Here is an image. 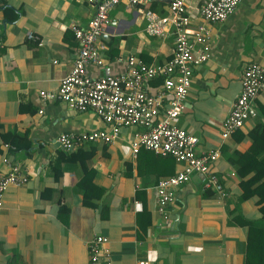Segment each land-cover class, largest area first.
<instances>
[{
  "label": "crops",
  "instance_id": "0c3cea01",
  "mask_svg": "<svg viewBox=\"0 0 264 264\" xmlns=\"http://www.w3.org/2000/svg\"><path fill=\"white\" fill-rule=\"evenodd\" d=\"M204 1L185 3L187 32L197 25L206 28L207 57L191 67L174 123L196 136V153L218 151L212 170L222 193L204 190L203 176L193 173L174 189L164 220L154 187L183 165L144 148L132 155L130 141L140 128L120 127L107 144L81 143L92 151L84 182L76 163L61 164L57 179L50 171L49 162L67 153L57 145L59 134L108 128L91 110L75 111L39 96L55 90L68 73L77 50L70 27H86L92 2L3 0L17 15L8 21L0 8V175L16 163L26 181L8 185L0 198V264H90L87 243L94 235L106 237L110 264H264L262 212L255 196L241 198L232 163L251 144L247 132L264 122V85L252 101L256 114L228 137L220 135L244 67L264 66V0H239L232 13L213 23L199 17ZM167 6L159 0L132 7L126 0L117 3L100 38L103 64H87V74L122 75L128 55L150 65L169 60L171 25L161 35H150L144 18L146 10L166 16ZM162 80L163 75L154 76L144 91L153 94ZM84 192L97 197L94 207L82 204ZM62 206L66 210L59 211ZM94 264H104L102 254Z\"/></svg>",
  "mask_w": 264,
  "mask_h": 264
},
{
  "label": "built area",
  "instance_id": "2783aa9c",
  "mask_svg": "<svg viewBox=\"0 0 264 264\" xmlns=\"http://www.w3.org/2000/svg\"><path fill=\"white\" fill-rule=\"evenodd\" d=\"M94 10L86 27L71 25L77 42L76 54L68 73L62 77L53 91H40L41 98H50L64 103L75 111H93L108 127L93 129L78 136L61 133L57 145L69 152L84 142L110 143L120 127H137L130 141L132 155L139 148L155 154L170 156L181 163L182 168L172 176L160 179L155 185L156 208L163 219L167 218L165 206L174 198V189L185 183L193 173L203 176L202 188L222 193V184L212 170L218 151L196 153V136L175 125L174 120L183 109L191 81V67L206 60L207 31L202 25L188 33L189 18L185 11L187 0H169L168 14L160 16L151 10L144 11L145 30L150 35H161L167 24L172 28V54L166 62L150 65L134 55L126 57L128 70L122 75L90 76L86 65L101 66L100 54L105 45L100 40L108 24L110 10L121 0H89ZM132 7L141 0H126ZM239 0H205L198 14L206 22H221L233 12ZM32 38L31 33L27 34ZM156 75H163L160 87L149 94L144 85ZM264 85V66L248 63L240 76V91L231 104L230 111L221 122L222 138L240 128L244 121L256 112L252 101ZM168 97V98H167ZM163 104H166L163 107ZM26 181L25 174L16 163L0 175V198L8 185L19 186ZM107 239L94 235L87 243L88 260L94 264L103 255L104 264H110L109 251L103 246Z\"/></svg>",
  "mask_w": 264,
  "mask_h": 264
},
{
  "label": "trees",
  "instance_id": "16d2710c",
  "mask_svg": "<svg viewBox=\"0 0 264 264\" xmlns=\"http://www.w3.org/2000/svg\"><path fill=\"white\" fill-rule=\"evenodd\" d=\"M0 8L2 14L8 21H13L16 18V12L7 6L3 0H0ZM251 139V144L248 149L237 155L232 163L236 166V173L240 177L238 183L241 190V198L255 196L256 202L262 212L261 218L264 220V122L256 125L247 132ZM23 145V144H20ZM92 156L90 148L77 146L74 150L69 151L60 156L54 157L49 162L50 171L53 177L57 179L61 172V164H79L82 167L81 182L86 180L89 171L86 169L85 162ZM96 196H91L86 192L82 193V204L88 207L95 206ZM66 210L64 206L59 208V211ZM264 222V221H263Z\"/></svg>",
  "mask_w": 264,
  "mask_h": 264
},
{
  "label": "water",
  "instance_id": "95a60500",
  "mask_svg": "<svg viewBox=\"0 0 264 264\" xmlns=\"http://www.w3.org/2000/svg\"><path fill=\"white\" fill-rule=\"evenodd\" d=\"M159 1H162V2H165V3H166V2H167V3L169 2V0H159ZM100 38H101V39L104 38V33H102V34L100 35Z\"/></svg>",
  "mask_w": 264,
  "mask_h": 264
}]
</instances>
